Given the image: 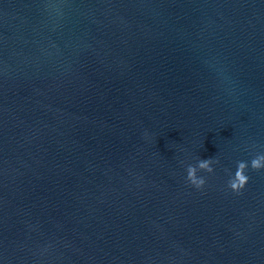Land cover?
I'll use <instances>...</instances> for the list:
<instances>
[{
	"label": "water",
	"instance_id": "1",
	"mask_svg": "<svg viewBox=\"0 0 264 264\" xmlns=\"http://www.w3.org/2000/svg\"><path fill=\"white\" fill-rule=\"evenodd\" d=\"M0 264H264V0H0Z\"/></svg>",
	"mask_w": 264,
	"mask_h": 264
},
{
	"label": "clouds",
	"instance_id": "2",
	"mask_svg": "<svg viewBox=\"0 0 264 264\" xmlns=\"http://www.w3.org/2000/svg\"><path fill=\"white\" fill-rule=\"evenodd\" d=\"M211 158L209 159H199L197 162H196V165L193 166L191 164H189L186 168V172H187V177L189 178H192L193 177V174L195 172V170L197 168H203V167H207L209 171H211ZM255 163V161H254ZM202 183V180L200 181Z\"/></svg>",
	"mask_w": 264,
	"mask_h": 264
}]
</instances>
